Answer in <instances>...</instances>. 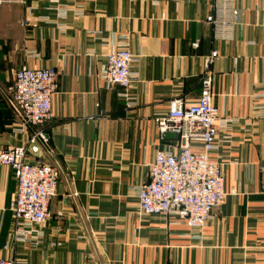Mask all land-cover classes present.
<instances>
[{
  "label": "crops",
  "instance_id": "crops-1",
  "mask_svg": "<svg viewBox=\"0 0 264 264\" xmlns=\"http://www.w3.org/2000/svg\"><path fill=\"white\" fill-rule=\"evenodd\" d=\"M226 38L211 0H4L0 4V149L25 145L12 99L22 66L54 68L55 115L31 162L61 171L51 217L14 241L17 183L0 165V257L22 264H264V0H236ZM128 49L139 80L127 107L102 79L106 56ZM213 51L218 57L208 63ZM220 112L216 149L225 189H236L201 231L139 211L137 195L160 149L179 151L155 119L174 100L196 103L206 69ZM200 149L199 144L194 145Z\"/></svg>",
  "mask_w": 264,
  "mask_h": 264
},
{
  "label": "built area",
  "instance_id": "built-area-1",
  "mask_svg": "<svg viewBox=\"0 0 264 264\" xmlns=\"http://www.w3.org/2000/svg\"><path fill=\"white\" fill-rule=\"evenodd\" d=\"M211 1L215 14L207 16V22L224 39L233 24L228 15L236 20L240 11L236 0ZM3 2L0 0V4ZM217 57L218 52L213 51L208 63ZM136 61L128 49H115L106 56L102 72L105 87L123 89L122 97L127 107L135 104L130 91L139 80ZM58 78L59 73L54 68L22 66L15 73L12 99L22 123L41 128L25 145L0 149V165L13 171L17 183L11 203L14 215L11 236L14 241L28 238L36 232L34 226L42 227L48 221L50 205L58 193L60 169L42 161L28 160L29 156L41 152V144L47 143V134L42 127L55 117L52 100L58 91ZM212 86V72L207 68L201 78V97L196 103L174 100L166 113L156 117L155 124L161 135H177L179 151L160 149L157 152L150 167L149 180L137 195L141 213L170 217L193 231L204 229L227 195L236 194L235 188L226 191L220 164L211 157L216 149L220 119V112L213 104ZM195 144H199L200 149H195ZM0 264L22 263L0 257Z\"/></svg>",
  "mask_w": 264,
  "mask_h": 264
}]
</instances>
